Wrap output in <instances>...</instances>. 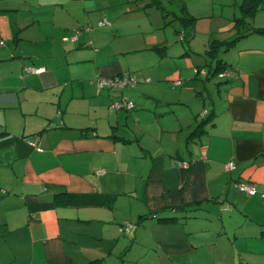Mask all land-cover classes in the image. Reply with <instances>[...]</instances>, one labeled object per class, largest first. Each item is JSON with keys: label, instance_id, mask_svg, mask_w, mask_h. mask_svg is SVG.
I'll list each match as a JSON object with an SVG mask.
<instances>
[{"label": "crops", "instance_id": "obj_1", "mask_svg": "<svg viewBox=\"0 0 264 264\" xmlns=\"http://www.w3.org/2000/svg\"><path fill=\"white\" fill-rule=\"evenodd\" d=\"M148 3L165 24L178 19L175 34L189 29L187 48L179 40L186 66L167 69L168 46L152 36L149 50L158 57L146 59L138 76L147 83L144 100L117 109L116 95L102 93L96 78L135 77L138 67L120 60L127 41L117 54L105 51L110 36L131 34L115 27L125 5L0 0V264L104 259L83 253L81 236L111 241L110 264H264V32L253 31L264 28V3L251 21L226 26L233 34L222 39L212 34V18L195 17L184 0ZM247 25L252 30L219 54L221 70L233 75L211 82L205 50ZM77 29L75 41L63 39ZM196 35L202 51L191 48ZM184 92L197 109L177 114L168 105H182ZM230 161L235 167L226 170ZM240 182L255 193L239 192ZM90 222L92 230L76 228ZM126 222L132 226L121 232Z\"/></svg>", "mask_w": 264, "mask_h": 264}, {"label": "rangeland", "instance_id": "obj_2", "mask_svg": "<svg viewBox=\"0 0 264 264\" xmlns=\"http://www.w3.org/2000/svg\"><path fill=\"white\" fill-rule=\"evenodd\" d=\"M188 3L189 10L191 13H193L196 16H210L212 18V28H213V36L217 35V37L225 38L228 36H231L233 34V31L227 30L226 26H232V24H235V21L233 20L234 17L240 16L239 11V3L241 0H184ZM150 0H118L119 5H125L126 8L124 10L123 14H119L117 16V24L116 28L120 29L122 27L125 29H130V33L128 36L120 37L119 35L116 36V38H112L110 36L109 38V45L106 47L105 51L109 52L111 51L114 54H117L118 52V46L120 42L127 41V45L129 46L127 51L121 52L120 60L122 64L126 67V65H130L131 67H138L135 72V77L133 79H136L138 82L136 85H125L122 89V93L119 92V87H111V88H104L101 89V92L106 95V92L109 91V96H115L113 100H130L133 101L137 100L139 96H141V100L143 99V96L140 92V89H142L143 86H146L147 83H143L141 78H138L140 73L142 72V67L144 66V63L146 62V59L150 58V56H156L149 48H151L150 38L152 36H156L158 41L160 43L166 44L167 50L169 53H171V56L165 57V67L169 70L172 68L176 69L175 64L181 63L182 68H184L186 65H184L186 58L188 57H182L180 54L183 51V45L179 41L180 35L174 33V28H180V23L178 19L172 20L171 24H165V21L162 17V13L159 9H157L154 5L149 4ZM236 15V16H235ZM172 17V16H170ZM165 18V17H164ZM248 21H251V18H246ZM104 20V19H102ZM130 27V28H129ZM221 30V31H220ZM120 37V38H118ZM100 40V36H99ZM188 42H184V45L187 48ZM190 45L192 50L202 51L204 48V41L202 40V35H196L190 40ZM195 45V46H192ZM122 51V50H121ZM221 53V52H220ZM115 56V55H114ZM158 57V56H157ZM56 58V57H55ZM195 59V56L192 57ZM203 58L200 56L198 57V60ZM157 66V62H155V66H151V68H154ZM150 68V67H148ZM126 70V68L124 69ZM186 70V69H184ZM176 71V70H175ZM187 76H176V79H183ZM146 78V77H145ZM194 75L190 80H194ZM144 79V78H143ZM189 79V78H187ZM211 82H218L221 79L218 77V73H215L212 78ZM97 83V82H96ZM172 83V84H171ZM168 84L172 86V88L176 89V93H181L182 89L181 87H176L173 82L169 81ZM163 89V86H160V90ZM168 89V88H167ZM113 90V91H112ZM159 90V91H160ZM171 91V89H168ZM173 91V90H172ZM137 93V94H135ZM139 94V95H138ZM188 92H184L182 94L186 95ZM191 94L189 93L186 98V100H183L182 105L178 104H170L169 108H172L176 111L177 114H179L182 110H193L197 109V106L192 101L194 99H190ZM130 98V99H127ZM151 102L154 100L148 99ZM140 99L136 101L139 103ZM189 101V102H188ZM170 101H167L169 103ZM134 106V103H133ZM203 109L202 104H200V111ZM122 111V110H121ZM105 112V111H104ZM124 113L127 111L124 110ZM206 111L202 110L198 114V120L200 121L202 118V115H205ZM123 128L128 131L127 128L123 126ZM145 137V136H144ZM143 142V140H142ZM110 215L107 219H109ZM181 221H184L183 218L180 217ZM95 226V223L90 222L86 224L78 223L76 224V228L79 229V231L82 230H89ZM112 226V225H111ZM113 227V226H112ZM102 228H104V225H102ZM99 231V230H97ZM108 231L107 235H111ZM82 243H84V246L86 248L85 254H92L98 255L96 253H99L101 255H104V259L100 260L96 264H110V262L114 261V255L109 256V251L111 248V241L108 239L99 241V240H93L88 239L85 236L79 237ZM82 253V255H83ZM114 253H116L114 251ZM84 257H88L87 255H83ZM81 256V258L83 257ZM87 259V258H86ZM143 262V261H142ZM86 263V261H85ZM130 264V263H126ZM132 264H136V262H133ZM139 264H142L141 261Z\"/></svg>", "mask_w": 264, "mask_h": 264}, {"label": "built area", "instance_id": "obj_3", "mask_svg": "<svg viewBox=\"0 0 264 264\" xmlns=\"http://www.w3.org/2000/svg\"><path fill=\"white\" fill-rule=\"evenodd\" d=\"M105 21H100L98 22V25H102L104 24ZM80 34V30L77 29V30H74V32L69 35V36H65L63 37L64 40H70V41H75L78 36ZM182 35V34H181ZM181 37V36H180ZM44 70L43 67H39V68H33V67H27L26 68V71H29V72H34V73H40ZM200 71V70H199ZM200 73L204 74V71H200ZM218 73V77L222 78V77H229L231 75H233V70L232 69H229V68H226L225 70H221ZM148 80V79H146ZM96 82L98 84V86L100 88H111V87H119V88H122L124 87L125 85H136V81L134 79H132L131 77L127 76V75H124V74H120V75H115V76H111V77H97L96 78ZM180 83V80H176L175 81V84H179ZM112 106L119 109V108H122V107H126V108H132L133 107V103L131 100H116V102L112 103ZM28 141L31 143V144H35L36 141H37V138H28ZM176 164L178 166H182V167H185L187 168L188 167V162H184V161H176ZM235 167L234 163L233 162H228L227 164H225V169L226 170H230V169H233ZM237 188L239 190V192L241 193H244V194H254L256 189H255V186L250 183V182H240L237 184ZM132 224L129 223V222H126L122 225L119 226V230L121 232H127L129 231V229L131 228ZM217 264H220V263H217Z\"/></svg>", "mask_w": 264, "mask_h": 264}, {"label": "trees", "instance_id": "obj_4", "mask_svg": "<svg viewBox=\"0 0 264 264\" xmlns=\"http://www.w3.org/2000/svg\"><path fill=\"white\" fill-rule=\"evenodd\" d=\"M154 1L158 2V0H154ZM262 3H264V0H242L238 5L239 11H240V16L234 17L235 26L236 27L239 26L242 22L244 24V19L246 17H252L256 13V11L261 8ZM189 19L194 20L195 18L191 17ZM183 25L186 26V24H184V22H183ZM251 30H252V28L250 26L248 27V25H247V27L243 28L241 31L237 30L236 34L231 39L214 40L213 42H211L209 44V46L205 50V52L209 58V61L214 62L213 67L211 68L212 69V72H211L212 75L215 74L216 72L221 71V69L225 68L223 61L219 56L220 52L228 49L231 46V44L236 40V38L243 35L245 33V31H251ZM253 31L264 32V28L253 29ZM176 33H178L181 36L179 38L180 41H188L187 36L190 35L189 29H188V32H186L185 29H182V30L176 31ZM227 67H230V66H227ZM197 130L198 129L196 128V131ZM64 195H65V197H67V195H69L68 198L73 197V195L69 194V193L68 194L65 193ZM189 205L192 207L195 204H189ZM174 209H177V208H174ZM261 233H262V235H264V228L261 229ZM98 260L99 259H94L92 261H89L88 264H93Z\"/></svg>", "mask_w": 264, "mask_h": 264}]
</instances>
